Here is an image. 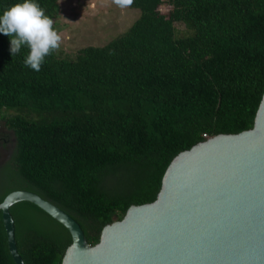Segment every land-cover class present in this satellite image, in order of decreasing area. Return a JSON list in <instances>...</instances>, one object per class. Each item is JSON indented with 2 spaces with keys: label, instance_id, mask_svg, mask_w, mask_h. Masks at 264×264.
<instances>
[{
  "label": "trees",
  "instance_id": "16d2710c",
  "mask_svg": "<svg viewBox=\"0 0 264 264\" xmlns=\"http://www.w3.org/2000/svg\"><path fill=\"white\" fill-rule=\"evenodd\" d=\"M23 0H0V15ZM51 19L57 0H35ZM161 6H166L161 10ZM138 15L41 70L0 33V123L9 151L0 201L27 190L74 219L89 245L131 205L150 202L171 158L252 126L264 89V0H134ZM182 24L178 29L175 24ZM23 264H60L70 234L28 201L13 203ZM0 264H14L0 212Z\"/></svg>",
  "mask_w": 264,
  "mask_h": 264
},
{
  "label": "water",
  "instance_id": "95a60500",
  "mask_svg": "<svg viewBox=\"0 0 264 264\" xmlns=\"http://www.w3.org/2000/svg\"><path fill=\"white\" fill-rule=\"evenodd\" d=\"M35 204L70 234L60 264H264V89L249 129L209 136L174 155L155 198L129 205L89 245L78 223L27 190L0 201L7 248L15 247L8 208Z\"/></svg>",
  "mask_w": 264,
  "mask_h": 264
},
{
  "label": "rangeland",
  "instance_id": "374dc122",
  "mask_svg": "<svg viewBox=\"0 0 264 264\" xmlns=\"http://www.w3.org/2000/svg\"><path fill=\"white\" fill-rule=\"evenodd\" d=\"M58 12L52 18L61 36L60 47L55 53L74 57L83 45H101L125 31L137 17L133 8H121L114 0H57ZM167 7L161 6L163 11ZM183 29L182 24H175ZM1 155H5L1 151Z\"/></svg>",
  "mask_w": 264,
  "mask_h": 264
},
{
  "label": "clouds",
  "instance_id": "9594fccd",
  "mask_svg": "<svg viewBox=\"0 0 264 264\" xmlns=\"http://www.w3.org/2000/svg\"><path fill=\"white\" fill-rule=\"evenodd\" d=\"M133 2L134 0H114L121 8L129 7ZM0 33L12 37V55L18 54L22 46L28 48L24 63L36 72L41 70L45 57L60 47L62 39L53 20L35 0H23L5 10L0 15Z\"/></svg>",
  "mask_w": 264,
  "mask_h": 264
},
{
  "label": "flooded vegetation",
  "instance_id": "af4514ba",
  "mask_svg": "<svg viewBox=\"0 0 264 264\" xmlns=\"http://www.w3.org/2000/svg\"><path fill=\"white\" fill-rule=\"evenodd\" d=\"M9 133L10 132L0 123V164L8 155L10 140ZM1 151H4L5 155L2 156Z\"/></svg>",
  "mask_w": 264,
  "mask_h": 264
}]
</instances>
